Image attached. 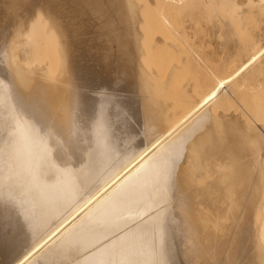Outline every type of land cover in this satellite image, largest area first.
I'll list each match as a JSON object with an SVG mask.
<instances>
[{
	"label": "bare ground",
	"instance_id": "bare-ground-1",
	"mask_svg": "<svg viewBox=\"0 0 264 264\" xmlns=\"http://www.w3.org/2000/svg\"><path fill=\"white\" fill-rule=\"evenodd\" d=\"M141 1L0 0V264H264V127L176 81L256 0Z\"/></svg>",
	"mask_w": 264,
	"mask_h": 264
},
{
	"label": "rangeland",
	"instance_id": "rangeland-1",
	"mask_svg": "<svg viewBox=\"0 0 264 264\" xmlns=\"http://www.w3.org/2000/svg\"><path fill=\"white\" fill-rule=\"evenodd\" d=\"M115 1L118 7L120 6L121 1H122L121 5L123 7H125L130 1L131 2L133 1L134 3L133 2L132 3L135 4L136 6L142 4L141 0L139 1L115 0ZM136 1L139 4H137ZM254 2L255 3L250 6L248 11L242 14L243 26L241 28H235L234 30H232L231 33H229L226 36L224 41L222 38L216 39L215 38L216 36L215 35L213 36V34L212 35L208 34L206 36V34H203V32L201 31L200 27L197 29L198 35H195L192 38L194 42H197L199 44L198 49L195 51L184 50L183 52L177 53L178 61H181L182 58L184 59L188 58V56L186 55H189V58L186 59L185 63L184 61L182 62L184 68L182 67L183 71L181 70L179 72L181 75L179 73L177 74L181 77L177 76L176 81L178 82V78H179V82L183 79L189 78L193 81L195 87L200 90L201 88H204L205 86H208L210 84L212 73L217 74L219 78L224 79L225 81H227V83H229L228 92L229 91L230 92L229 93L227 92L229 94L228 95L229 97H227V99L225 100L224 103L226 105H224L222 110L226 114H230L234 116L235 115L244 116L243 118L245 119L247 118L246 117L247 114L245 113L246 110V112L248 111V114L251 115L252 118L254 119L253 121L250 120V123L252 125H256L258 128H263L264 127V24L260 26V28H262L263 30H261L259 33L255 32L257 27L259 28V25L256 24L257 27L253 26L252 28L254 29H252L251 24L255 20L252 17V13L255 10L264 11V1L256 0ZM124 3L126 4L124 5ZM122 6H120L119 8L124 10ZM257 19L259 20L262 19L264 21V16L262 17L259 16L256 18V20ZM256 35H258L259 38H257ZM19 49H21L20 52L18 50L16 51V49L15 50L13 49V52L17 56L14 57L12 56V58L14 59L21 55L19 61L21 60L23 61V59L25 58L23 56L25 55L22 54L23 49L21 47ZM14 53L12 55H14ZM195 56H198V60L194 59ZM29 58H33L32 55H30ZM15 60H17V58ZM175 63L179 64L180 62H175ZM256 85L259 90L256 88ZM249 87L253 88V89L250 88L251 92L249 91ZM135 89L132 91L133 93L130 94L113 93V95L118 101L123 102L125 99H128L130 103L133 105L132 102L134 101L133 98L135 97V93H136ZM255 103L257 105L250 111L247 105L249 104L255 105ZM255 108L257 111L254 110ZM254 111H256L255 112L256 114L254 113ZM229 137L232 138V136L228 134L226 137L229 143L233 141L235 143L237 141L235 137H233V141ZM235 145L232 143L230 150L232 153H234L233 155H235V157L237 154L240 153V155H237V157L239 158L241 156V153H243V151L241 148L240 149L242 152L239 151V148L237 149V147L240 146L239 143L236 142ZM234 146L236 148H234ZM235 150H238L239 153Z\"/></svg>",
	"mask_w": 264,
	"mask_h": 264
}]
</instances>
